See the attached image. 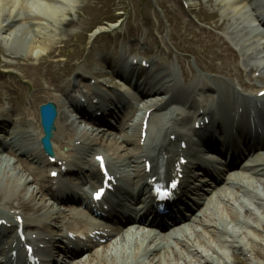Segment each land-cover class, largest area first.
<instances>
[{
    "label": "bare ground",
    "instance_id": "obj_1",
    "mask_svg": "<svg viewBox=\"0 0 264 264\" xmlns=\"http://www.w3.org/2000/svg\"><path fill=\"white\" fill-rule=\"evenodd\" d=\"M173 1L175 3L176 0ZM215 2L220 8L219 12L223 18L222 22L216 25L215 28L224 32L226 28L224 29L225 25L223 24V21H225V19H231L233 28L231 35L240 37V34H242V37L247 36V38L242 42V44L245 42L248 44L247 47L242 49L245 51L243 55L246 59H251L257 55L254 51L249 52V48H251V46H253L257 41L254 42L247 39L250 36L256 37L255 35L257 33H262L261 28L264 29V19L260 11V4H262L263 7L264 0H215ZM76 4L77 0H0V41L5 46L7 56L17 59L19 54H23V60L27 62L26 64L29 66L28 69H35L33 63L30 62L35 61V63H37L43 55H46L52 49L56 48L60 42L67 40L62 38L63 35L66 36V32L63 31L61 27H72V22L68 21V12L76 9ZM186 6L187 12L192 10V4H186ZM168 19L174 23L172 33H170L173 37V32L178 30L181 22L176 18ZM107 30H114V27H109ZM107 30L98 29L94 31V33L89 37L90 42ZM174 37L177 38L175 33ZM206 38L209 40V44L207 45L212 50L217 47V43L221 41L220 38L222 37L207 35ZM207 41L205 42L207 43ZM260 42H262V39L260 40L259 38L258 45H254V47L258 48L259 51L264 52V43ZM195 44L199 45L197 42ZM221 47L224 54L219 52L212 55L210 50L212 60L220 59L222 63H224L226 60L230 61L229 59L233 60L236 57L235 51L231 49L232 47L227 42L221 44ZM188 51L196 54L193 47L189 48ZM184 58L185 57H181L179 60L183 61ZM111 59L113 61V58ZM166 59H170V56H167ZM260 59L263 60L262 65H257L255 67L252 66L248 72L250 73L252 69H254L255 72H259L261 76H259L258 79L264 83V55L261 56ZM80 60L81 59H77L78 62H80ZM15 63H13L14 66ZM98 63L99 62H97V64ZM200 63L202 65V70L213 72L215 74L230 71V68L227 66H222L221 68L215 67L212 62L205 63L204 60L200 61ZM52 64L53 62L48 61L45 63V66H40L38 71L42 70L44 67L47 68L46 66H50ZM155 64L157 68H161L160 73L152 71L153 74H158V77H160L159 79L158 77H155V83L157 85L173 86L167 92V94L171 96L165 97L163 92L157 93L156 100L158 102L150 103L149 105L141 108L142 115L140 116V119H138V123L133 124L135 129L132 138L123 137L118 142L115 140L114 136L107 135L105 137V135L94 131L88 134L83 128V130H78L76 127H73L77 119L69 113L61 110H58L57 112L54 124L55 131L53 133L54 139L58 141V144L63 143L64 145L65 143L67 145L68 142L75 140L79 142L80 146L78 148L89 149L96 152L93 153V155L102 153L105 157L109 170L115 174L120 181H122L121 179L123 178H126V180L131 178L135 181L136 185L143 187L144 190L150 189L148 178L152 177V175L145 172L144 164H142V169L139 168V162L133 166L130 165L134 163V159H139V161H141L144 159L148 160L150 158V153L145 152V149L148 148L151 138L155 141H159L156 145L159 146L158 150H163L171 154V160L174 162V157H177V162L178 158L182 155L188 154L191 151V148H189L188 145H186L185 149H182L179 145L176 147L175 144L170 141V137L175 136L177 140H183L186 137V133H190V129L185 132L187 130L185 125H188V127L189 125L193 126L197 119L202 120L208 115H211V113L219 107H227V105H224L226 104L224 101L218 102L215 106L213 104L209 109H207V104H195V111L191 113L192 115H190V117L186 116V119H184L186 110H190V108L187 107V104L192 103L191 94L184 89L185 87L182 84L177 82L178 71L176 74H173L176 69L172 65H168V67H166V63L164 62L162 64ZM89 65L91 67L93 66L91 63ZM198 65L201 66L199 63ZM137 69L142 73L145 71L140 66H137ZM79 72L80 73L78 75L80 77L83 76L80 69ZM27 74L30 75V73ZM171 80L172 82H170ZM184 80L185 82L192 81L194 88L200 90V96L208 93L219 94V92H217L219 89L218 87L215 89V86L210 85L193 73L184 74ZM35 84L39 85L38 83ZM108 85L109 83L104 79L98 82V88L101 91L106 90ZM230 92L229 88H225L222 94ZM49 94V89H45L42 90L41 93L33 95V106H36L35 103L41 98V96H44L46 99ZM93 98L97 99L98 97L94 96ZM103 99H106V97H103ZM99 101L100 100L97 99V102ZM169 103L175 104L171 105L173 108L183 106L185 109L180 108L179 110L175 109L173 111V113H176L175 115L182 118L179 121L176 120L175 124L172 126H168L169 120H167V122H162V119L159 116L163 107L167 106ZM146 111H150L147 121L148 127L145 131L146 138L144 139V143L141 145L140 142L142 137L140 135ZM15 115L18 117L16 120H12ZM15 115L10 114L9 111L0 107V132H2V130L4 131L6 128L9 129L7 135L5 134V138L0 136V147L3 151L6 149L12 150V148L15 147V150L24 153L27 149L21 146V143L17 144V138L23 137L24 133L22 126H18L16 122L24 121L27 116L28 121L33 122L31 119H34L35 115L34 112H31L30 110H28L26 115H23L20 111H17ZM256 115L257 113L250 114V117L255 118ZM78 117L79 119H83L81 115ZM5 118L12 121L10 128L3 123ZM78 126L81 127L80 124H78ZM27 127L31 128L32 125H28ZM71 131L78 132V135L72 133ZM75 136L79 137L76 139ZM40 137L41 132L34 133V139L36 142L39 141ZM2 138L4 141H2ZM131 146L139 150V152H144V154L140 155V153L137 157H135L136 155L132 153ZM53 149V156L56 157L58 162L61 161L63 162L62 164L66 166H75L72 168H76V170H78L83 177L85 176L87 178L96 179L97 175L95 174L93 155L91 160L88 161V165L83 168L79 167V164L82 162L80 157L57 154L54 145ZM260 150L263 151L264 148ZM26 154L29 156L30 161L33 162L37 157H41L43 159L42 164L46 163L43 166L50 169L48 170L49 172L53 167H56L49 163L48 160H45L44 156H40V153L35 157H33L35 155L34 151L29 153L26 152ZM109 155L118 160L123 158V163L129 164L122 169V172L117 170L115 172L114 168H112L113 164L111 163V165L108 160ZM261 156H264V154ZM239 157H241V155H239ZM68 158H72V161H67ZM6 160V158H3L0 155V204L6 208L9 213L1 215L5 217H0V220H6L8 224H12L16 222L14 218L19 215L21 216L22 214L23 218L21 221L22 225L25 226L26 231L35 235L38 234V237H40L41 233L52 232V227H54L55 224H58L60 230L75 234H85V232L91 230H99L98 226L101 227L102 233L105 232L100 222L94 223L91 219L84 216L81 217L78 213L68 212L66 215V213L61 209H55L53 207L54 204L60 201L58 196H56L58 190L56 188H46L44 184H52L53 181L50 180L49 177L45 178L42 171H39L38 173L40 184L35 187L32 185L31 187L29 184L31 182L28 181L29 179L27 178V175H24L25 173H23V171H29L27 163L19 161V165L23 170L22 171L17 165H14V163L11 165L8 164ZM4 162L8 165H5ZM254 162L257 165L254 166V168H246V170L250 171V180L258 183H254L256 186L251 185L248 187L238 181H235L236 179L231 178V187H237L234 189V193L227 191L225 196H217L213 199L210 198V200L205 204V207L190 220L191 223L185 226L188 228L184 229L183 227L176 231L175 235L171 238L173 239L172 242L168 239L164 240V247L160 244H156V234H153V236L139 233L137 236L136 232H127L117 236L118 243L116 242V244H113L114 246H110V249L108 250L109 252L106 251L107 247H103L102 249L95 251L92 249L87 258H82V260L78 261L76 264H135L133 261L138 256L137 251L143 248L145 250L151 249L152 247V250H148V252L151 253L152 258L149 259L146 264H164L162 258L167 254L169 247H172L171 252H178L176 250L178 248L179 250L186 252V255L188 256L185 259L184 257H181L179 253H175L174 264H245L241 262L237 256H235V251L248 258L247 261L249 263L264 264V159L260 162L254 159ZM129 167H131V170L126 169ZM186 169L187 167L184 169L185 172ZM70 170L73 169L70 167ZM58 188L60 189L59 184ZM40 192L44 194L41 195ZM61 192L64 193L63 190L59 193ZM48 195L50 197L48 199H44ZM215 201H219L217 203V210L219 212H216L214 209L213 211L209 210L210 205ZM241 209H243V212H241ZM41 211L45 213L42 215ZM207 211H209L208 214ZM224 215L227 218L226 223L231 227V230L228 227L220 229L216 225V222H219L221 220L220 218ZM213 216L217 217L218 220H214ZM237 222H240L242 226L236 225ZM15 230L16 229L10 226L5 229V233L8 235ZM127 235L131 239L130 243H127V240H125ZM95 237L96 235H94L91 240L95 239ZM48 240L53 242L52 238H49ZM117 244L118 246H115ZM127 245L129 246L125 247ZM113 247L115 248L113 249ZM250 247H261L262 250H260V254L259 251H253L252 254H250L248 252V248L251 249ZM125 249H128L131 253L128 257L124 256L126 253ZM111 250L118 252L123 251L124 254L121 255L120 259L118 256L116 257L114 254L112 255L110 253ZM154 252H158V254H155ZM205 252L207 254L204 255ZM114 253L117 254V252ZM127 258L130 260L129 262L127 261Z\"/></svg>",
    "mask_w": 264,
    "mask_h": 264
},
{
    "label": "rangeland",
    "instance_id": "obj_2",
    "mask_svg": "<svg viewBox=\"0 0 264 264\" xmlns=\"http://www.w3.org/2000/svg\"><path fill=\"white\" fill-rule=\"evenodd\" d=\"M185 2L188 5L192 4V11L190 16L195 13L196 18L194 17V20L188 19V17L184 15L183 11H185V8L183 7L184 5L182 6L181 0H176L175 3L173 0H77V4L75 5L76 9L68 12V21L72 22V27H61V29L66 32V36L63 35L62 38L64 40H67L64 42H60L56 48L52 49L46 55H43L41 59L37 61L39 63V66L36 67L34 71L28 69L29 66L26 64L27 62L23 60V54H19L17 59L8 57L6 54L5 46L0 41V72L9 71L8 73L15 74L12 77L3 76L4 78H0V82H13L15 86L20 87L25 91L27 90V94L22 96L21 99L22 102L25 101V104H28L30 102L29 97L40 89H37L39 85L35 83H40L42 85L41 88L47 87L49 85H52L51 78H54V75L59 74H62L64 76L70 75V79L73 81V75H75L77 72L75 69V65L78 63L77 59H81L82 57L84 58V56L88 57L90 54V48H94V46L98 42H107L111 40L112 44L118 45V47L124 49L123 51L127 52L128 50H135L136 53H141L146 60H154L156 58L163 59L166 54H170V63H174L179 71L181 67H185L188 72L194 73L199 78L208 83L219 82V85H226L227 83H230L231 85V83L234 82V80H232L233 78H230L229 80L227 77L221 74H214L209 71L201 70V68L196 63L197 61L201 60L200 58H202L205 63L210 62V60L212 59L209 53V50L211 49L207 45L209 44V40L206 38L207 35L223 37L220 38L221 41L217 43V46L218 44H223L226 42L224 37L235 38L234 40H232V42L236 45L237 38L234 35H231L233 29L231 19H225V21H223V24L225 25L224 29L226 28V30L222 32V30L219 29V31L218 29H215V25L221 23L223 18L221 16V13L219 12L220 8L215 0H185ZM85 3L86 7L84 6ZM203 8L204 10H202ZM169 16L172 19L176 18L181 22L178 30L175 32L178 35L179 40L174 37V33L173 37L170 34L172 32H170L169 26L174 25V23L168 20V18H170ZM187 19L192 21V34H194L193 31L196 26L198 27V29H200L198 38L202 41V45H204V47H202L201 45H196L193 41L190 40L192 34H190L189 30H187L183 35V30L186 28V26L183 24L185 23V21H187ZM109 27H114L115 29L109 31L107 30V28L109 29ZM98 29H105L107 31L98 35L95 39V42L91 44L89 42V37L94 33V31ZM255 38L257 37L252 36L250 40H256ZM205 41H207V43ZM107 44L110 45V43ZM142 46H144L145 50L141 52ZM191 47H193L197 52V56L183 51V49L187 50ZM233 48L236 49V46H233ZM143 52H148V55H144ZM211 52L212 55H215L220 51L218 47H215L211 50ZM238 52L240 60H242L243 57L241 55V51ZM179 55H185L186 61H176V58ZM48 61L53 62V65L57 66L54 67V69L57 70V74H55V72L53 71L51 72L49 69L48 80L45 76H42L40 79L37 77H32L36 75V73L38 72V68L40 66H45L44 64ZM13 63H15V66L13 65ZM219 63L221 62L218 59H215L213 61L214 66H217ZM78 65H80L82 71L85 72L82 59L80 60V63ZM27 73L33 75H28ZM28 76H31V78L27 79ZM85 76H87V78L93 77L89 74H85ZM55 79L56 77L54 78V80ZM25 81L28 83H25ZM78 81L79 79L76 78V86ZM85 81L87 82L88 80ZM81 84L82 82L80 81L79 85ZM48 88L51 91V97H54L56 93L52 91V87ZM254 88L252 89L253 93ZM261 88L262 86L257 87L256 91ZM77 89L78 88L76 87L75 91H77ZM31 91L33 93H31ZM5 93L6 91L3 90V94ZM43 103L46 102L37 104V108L40 104ZM172 116L174 115H170V117ZM75 148L77 147L72 148L71 146H69L60 148V150H58L61 153L66 152V150H72L73 152H70V155L73 156L75 155ZM149 150H151V148ZM88 152L89 151L85 150L83 152V149H81L79 151V155L85 156ZM17 154L18 152L15 153V157L19 158ZM5 156L8 159L6 160L8 164L11 165L14 163L15 158L13 156ZM7 163L4 162L5 165H8ZM14 165H17L19 169L22 170L21 166L18 163H14ZM0 210H2L1 205ZM214 210L216 212H219L217 211V208H214ZM210 211H213V208H211ZM3 212L8 213L7 209ZM41 213L44 214L45 212L41 211ZM213 217L214 220H218L217 217ZM220 219L221 220L219 222H216V225L220 229L223 228L222 226H224L226 228L228 227L231 230L230 226H228V224L226 223V216L224 215ZM236 225L242 226L240 222H237ZM111 245L112 240H110L105 247ZM128 246L129 245L125 247ZM250 248L251 249L248 248V252L250 254H252L253 251H259L260 254V250H262L261 247ZM171 251L172 248L169 247V253H167L166 256L162 258V261L166 262L165 264H174L175 253H179V255L181 257H184L185 259L186 257H188L186 255V252H184L183 250L177 249L178 252H175L174 254ZM114 252H117V254H115ZM125 252V257H128L131 254L128 249H125ZM137 253L138 256L135 259L134 263H146L147 257L144 256V248L137 251ZM111 254H114L116 257L118 256L121 259V255H123L124 252L112 251ZM235 256H237L238 259L245 264H253L247 261L248 258L236 251Z\"/></svg>",
    "mask_w": 264,
    "mask_h": 264
},
{
    "label": "water",
    "instance_id": "obj_3",
    "mask_svg": "<svg viewBox=\"0 0 264 264\" xmlns=\"http://www.w3.org/2000/svg\"><path fill=\"white\" fill-rule=\"evenodd\" d=\"M43 109H44V108H43ZM42 117H43V113H42ZM45 128H46V130L48 129V127H47V126H46Z\"/></svg>",
    "mask_w": 264,
    "mask_h": 264
}]
</instances>
